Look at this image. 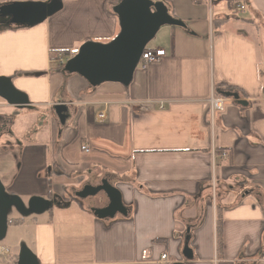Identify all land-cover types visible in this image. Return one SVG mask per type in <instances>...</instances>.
I'll return each mask as SVG.
<instances>
[{"label": "crops", "instance_id": "obj_1", "mask_svg": "<svg viewBox=\"0 0 264 264\" xmlns=\"http://www.w3.org/2000/svg\"><path fill=\"white\" fill-rule=\"evenodd\" d=\"M30 1L47 0L0 4ZM61 1L32 26L0 19V77L30 106L0 97V181L9 194L56 205L10 219L28 232L38 264H159L162 254L170 264H264V0H160L183 23L161 27L147 46L165 55L137 67L128 86L95 88L53 68L50 53L111 40L117 2ZM219 84L247 105L218 90L225 107L211 117ZM56 104L67 107L63 124ZM102 179L126 215L96 218L93 200L76 196ZM3 239L0 264H17L20 239Z\"/></svg>", "mask_w": 264, "mask_h": 264}, {"label": "water", "instance_id": "obj_2", "mask_svg": "<svg viewBox=\"0 0 264 264\" xmlns=\"http://www.w3.org/2000/svg\"><path fill=\"white\" fill-rule=\"evenodd\" d=\"M62 7L61 0L44 2H8L0 4V19L15 26H32L41 23L46 17L54 14ZM117 17L119 30L107 42L88 40L83 42L76 53L68 58L62 72L77 74L90 87L95 88L105 82L119 83L128 86L132 80L137 63L147 44L154 38L163 26H183V23L168 12L166 5L160 0H119L111 8ZM239 105H247L239 98L237 92H222ZM0 97L17 108H29L28 97L15 89L10 80L0 77ZM61 124L67 118V107L56 104L53 108ZM102 193L107 204L103 207H89L92 215L99 219L113 218L117 213L126 215L127 209L122 203L119 190L102 179L99 184H85L76 192V196L86 198ZM53 206V201L33 196L27 204L16 195L5 192L0 181V240L6 235L8 213L14 209L21 216L41 214ZM189 235H185L182 255L185 260H191L192 250L189 247ZM17 264H38L33 252L25 245L20 246ZM171 264H184L173 262Z\"/></svg>", "mask_w": 264, "mask_h": 264}, {"label": "built area", "instance_id": "obj_3", "mask_svg": "<svg viewBox=\"0 0 264 264\" xmlns=\"http://www.w3.org/2000/svg\"><path fill=\"white\" fill-rule=\"evenodd\" d=\"M243 5H239L238 9H243ZM165 55V51L162 48H149L145 47L143 50L140 59L137 63V67L141 69H147L148 66L154 62H157L160 60ZM56 61L60 64L65 62L64 57L61 54H58ZM225 101L226 98L223 95H218V94H212L211 97L209 98V113L211 117H214L216 113L222 112L225 107ZM98 118L103 119L104 118V113L101 112L97 116ZM82 150L87 152L88 148L87 146H82ZM159 264H170V262L167 260V255L162 254L159 259Z\"/></svg>", "mask_w": 264, "mask_h": 264}, {"label": "rangeland", "instance_id": "obj_4", "mask_svg": "<svg viewBox=\"0 0 264 264\" xmlns=\"http://www.w3.org/2000/svg\"><path fill=\"white\" fill-rule=\"evenodd\" d=\"M154 38L147 44V46H152L153 44H154ZM15 135L18 137V136H20L21 135V133L20 132H15ZM28 199H25V198H23L22 199V201L25 203V204H27V201ZM72 206L74 207V208H78V204H76L75 202H72ZM54 206H56V205H54ZM53 206V208L55 209V207ZM72 208V207H71ZM11 216H21L16 210H14V209H12L9 213H8V226H7V230H6V235H5V237H4V239L3 240H5V241H7V242H12L13 241V239H15L16 238V236L20 239V242L17 244L18 245V248L20 247V246H22V245H25V246H27V243L29 242V240H28V238H27V235H28V232L27 231H25L24 232V234H22V232H23V230L24 229H16V228H14V227H12L11 226Z\"/></svg>", "mask_w": 264, "mask_h": 264}, {"label": "trees", "instance_id": "obj_5", "mask_svg": "<svg viewBox=\"0 0 264 264\" xmlns=\"http://www.w3.org/2000/svg\"><path fill=\"white\" fill-rule=\"evenodd\" d=\"M118 1L119 0H115V2H118ZM146 48H147V46H146ZM58 54H61L64 57L65 61H66L68 58H70L72 55H74L75 52L71 53L69 50H65V49L51 51L50 58H51L52 63L54 64L53 68L62 71L65 62L60 64V63H58L56 61ZM218 90L221 91V92H225V91L237 92L238 88H236L235 86H231V85L219 84V85L216 86V94H218ZM219 221L220 220L218 219L217 220V240H218V236H219V232H220V223H219Z\"/></svg>", "mask_w": 264, "mask_h": 264}, {"label": "flooded vegetation", "instance_id": "obj_6", "mask_svg": "<svg viewBox=\"0 0 264 264\" xmlns=\"http://www.w3.org/2000/svg\"><path fill=\"white\" fill-rule=\"evenodd\" d=\"M97 184H99V183H97ZM96 185V184H95ZM86 199H91V200H93V202H91L92 204L90 205V207L91 206H97V207H103V206H105L106 204H107V199H106V197L102 194V193H100V194H98V195H95V196H89V197H87V198H84V199H82V200H86Z\"/></svg>", "mask_w": 264, "mask_h": 264}]
</instances>
